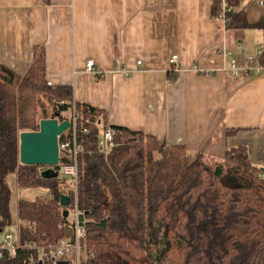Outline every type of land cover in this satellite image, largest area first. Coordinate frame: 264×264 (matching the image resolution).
<instances>
[{
    "label": "trees",
    "instance_id": "1",
    "mask_svg": "<svg viewBox=\"0 0 264 264\" xmlns=\"http://www.w3.org/2000/svg\"><path fill=\"white\" fill-rule=\"evenodd\" d=\"M227 5L234 7L226 13L227 28L250 26L244 10L235 8L238 0ZM212 16H222L219 0L213 1ZM259 63L264 66V51ZM72 99L71 87L48 84L44 47L35 48L24 74L0 64V230H7L10 213L9 175L16 173L19 187L50 190L45 198L19 200L22 243L56 244L66 237L62 226L69 219L60 197L75 198V184L64 192L58 177L22 164L20 135L38 131L41 119L64 120ZM78 108L95 120L78 158L83 264H264V171L251 162L247 148H230L223 160L204 154L190 160L184 145L114 127L115 146L107 153L98 148L107 114L86 104ZM27 254L19 250L17 258L0 264H27Z\"/></svg>",
    "mask_w": 264,
    "mask_h": 264
},
{
    "label": "crops",
    "instance_id": "2",
    "mask_svg": "<svg viewBox=\"0 0 264 264\" xmlns=\"http://www.w3.org/2000/svg\"><path fill=\"white\" fill-rule=\"evenodd\" d=\"M213 1L0 0V64L24 74L44 47L48 84L71 87V102L109 125L184 145L190 160L245 147L264 171V69L230 70L264 51V0H238L244 29L213 17Z\"/></svg>",
    "mask_w": 264,
    "mask_h": 264
},
{
    "label": "built area",
    "instance_id": "3",
    "mask_svg": "<svg viewBox=\"0 0 264 264\" xmlns=\"http://www.w3.org/2000/svg\"><path fill=\"white\" fill-rule=\"evenodd\" d=\"M222 8V16L225 23L227 22L226 13L231 12L233 8L227 5V0H219ZM263 53V48L258 51L257 57L249 61V65L246 68L240 69L236 65L235 60H231L230 70L233 75L239 76L241 74L260 73L264 66H261L257 60ZM231 56V53L228 52ZM94 60H90L87 63V71L95 72ZM139 63V62H138ZM170 64L173 70H181V64L179 57L174 54L170 58ZM69 111L71 112L69 120L71 122L70 128L66 131L59 140V152H60V164L59 171L69 176L75 184V198H72L71 206L69 207L68 222L62 226L65 228L67 225L72 228V236H66L62 238L56 244L38 245L34 242L20 241L17 233L7 230H0V259L4 258H17L19 256V250H25L28 254L25 258L27 264H44L45 261H52L57 264L58 261H67V264H83V252L81 248L82 240L86 236L84 228V221L82 218V211L79 207L77 197V179H78V158L83 152L84 136L90 131L88 125L94 124L95 120L90 118H84L78 108V103L75 101L70 102ZM58 118V117H57ZM58 120L61 122L63 120ZM65 120V119H64ZM84 124H81L83 123ZM116 130L114 127L107 125V127L100 133L98 138V148L103 152H109L115 146ZM64 159V163L61 159ZM46 167H42L39 172H42Z\"/></svg>",
    "mask_w": 264,
    "mask_h": 264
},
{
    "label": "water",
    "instance_id": "4",
    "mask_svg": "<svg viewBox=\"0 0 264 264\" xmlns=\"http://www.w3.org/2000/svg\"><path fill=\"white\" fill-rule=\"evenodd\" d=\"M40 128L34 132H22L20 135V162L24 165L43 166L46 169L42 172L46 178L59 176L60 137L68 131L71 122L69 119L59 121L58 118H44L40 120ZM115 127V126H112ZM72 198L62 194L60 204L64 208V217L69 216V207ZM66 236H72V228L65 227ZM57 264H67V261H58Z\"/></svg>",
    "mask_w": 264,
    "mask_h": 264
},
{
    "label": "rangeland",
    "instance_id": "5",
    "mask_svg": "<svg viewBox=\"0 0 264 264\" xmlns=\"http://www.w3.org/2000/svg\"><path fill=\"white\" fill-rule=\"evenodd\" d=\"M46 106L48 107L49 115H52L53 108L49 106V104L46 102ZM41 112V111H40ZM71 112L68 110L63 113V117L65 119H69ZM41 116V115H39ZM60 119V118H59ZM109 125V124H108ZM111 126V125H110ZM105 128H103L104 130ZM102 130V131H103ZM42 167H39V170ZM59 183L62 190L68 191L70 188L74 187L73 180L65 175L62 171L59 173ZM8 184L11 189V200H10V213L6 219V229L7 231L17 233L19 229L20 221L18 219V202L19 200L25 199V200H34L37 197H44L47 196L50 193V190L45 187H32V188H26V187H19L17 184V175L16 173H12L8 177ZM66 189V190H65ZM45 198V197H44Z\"/></svg>",
    "mask_w": 264,
    "mask_h": 264
}]
</instances>
